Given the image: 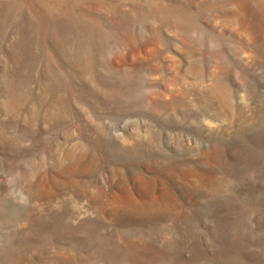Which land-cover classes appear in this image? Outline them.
<instances>
[{
	"label": "rangeland",
	"instance_id": "374dc122",
	"mask_svg": "<svg viewBox=\"0 0 264 264\" xmlns=\"http://www.w3.org/2000/svg\"><path fill=\"white\" fill-rule=\"evenodd\" d=\"M0 264H264V0H0Z\"/></svg>",
	"mask_w": 264,
	"mask_h": 264
}]
</instances>
